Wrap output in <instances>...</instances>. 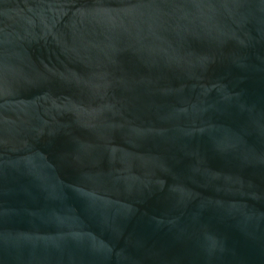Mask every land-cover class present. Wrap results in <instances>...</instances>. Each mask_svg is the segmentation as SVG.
I'll list each match as a JSON object with an SVG mask.
<instances>
[{"label": "water", "instance_id": "95a60500", "mask_svg": "<svg viewBox=\"0 0 264 264\" xmlns=\"http://www.w3.org/2000/svg\"><path fill=\"white\" fill-rule=\"evenodd\" d=\"M0 264H264V0H0Z\"/></svg>", "mask_w": 264, "mask_h": 264}]
</instances>
